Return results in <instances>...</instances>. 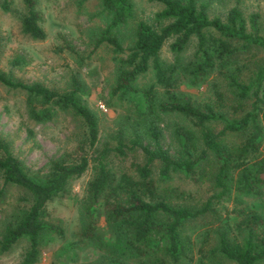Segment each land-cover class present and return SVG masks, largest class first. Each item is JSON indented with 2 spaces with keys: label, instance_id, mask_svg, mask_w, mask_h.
Segmentation results:
<instances>
[{
  "label": "trees",
  "instance_id": "obj_1",
  "mask_svg": "<svg viewBox=\"0 0 264 264\" xmlns=\"http://www.w3.org/2000/svg\"><path fill=\"white\" fill-rule=\"evenodd\" d=\"M98 1L108 20L98 41H104L114 53L125 52L117 58L112 91L122 95L137 91V76L152 71L153 83L142 88L138 98L142 124L133 127L127 143L121 140L122 131H118L112 148L102 147L94 155L84 154L72 162L50 161L41 178L28 175L0 138V196L6 185H12L31 197L24 213L0 233V253L25 238L27 248L17 264L36 263L42 232H59L57 226L45 220L47 203L63 194L69 181L94 162L95 173L86 185L87 221L77 233L79 242H89L109 255L119 248L118 259L124 251L136 258L134 263H124L122 258L118 264H165L166 259L177 262L187 256L189 244L181 235L185 222L210 215L219 225L210 253L233 264H263L264 215L252 208L248 200L264 196V63L252 76L241 78L237 63L230 57L238 44L264 50L257 14L250 15L247 27L236 6L228 8L221 18L208 16L209 0H148L161 6L152 15L155 24L137 21L133 38L124 48L113 33L132 17V1ZM22 4L21 31L33 39H43L33 0H22ZM0 8L8 9L7 0H0ZM190 38L196 42L193 57L180 63L178 54ZM169 39L172 62L159 57ZM25 64L21 57L10 61L12 67ZM217 76L226 81L231 98L218 89L214 79ZM206 82L214 91L210 101H192L177 93L181 84L195 86ZM0 84L26 94L29 119L50 120L48 105L68 110L82 123L87 146L91 148L96 143L97 120L79 102L81 86L74 76L70 78V89L62 93L37 82L24 84L1 71ZM158 113L178 115L189 122V126L173 129L177 142L174 154H169L159 142V131L151 119ZM212 123L220 128L214 129ZM233 134L239 135L237 141L230 139ZM133 148L143 154L144 163L135 167L133 175L121 173L113 179L106 164L109 153L124 156L126 150ZM153 162L158 164L155 174ZM174 171L195 182L208 177L214 194L195 206L171 202L170 194L175 190L158 182L168 179ZM222 199L232 204L223 214L214 206Z\"/></svg>",
  "mask_w": 264,
  "mask_h": 264
},
{
  "label": "rangeland",
  "instance_id": "obj_2",
  "mask_svg": "<svg viewBox=\"0 0 264 264\" xmlns=\"http://www.w3.org/2000/svg\"><path fill=\"white\" fill-rule=\"evenodd\" d=\"M131 1L132 17L113 33L124 48L133 38L134 24L139 20L155 24L152 15L161 8L159 4L148 0ZM33 2L39 16V25L44 32V38L41 40L31 38L20 29V18L24 12L22 0H7L8 9L0 8V71L9 73L14 80L24 84L37 82L59 93L70 89V78L74 76L81 86L77 98L95 115L98 125L97 141L89 148L84 141L82 123L70 111L48 105L52 118L35 122L29 119L26 111V94L0 84V138L8 144L10 151L20 160L28 175L41 178L47 173L49 162L52 160L72 162L84 154L94 155L102 147H114L118 131H122L121 140L127 143L133 127H138L143 121L142 112L139 117L142 110L138 105L140 91L150 86L154 80L149 69L137 76V91L125 95L112 91L117 58L123 57L125 52L114 53L104 41H98L108 22L98 0ZM209 3V17L216 15L223 18L228 8L236 6L247 27L250 15L257 14L259 32L264 37V0H209ZM169 42L170 39L162 46L159 57L172 62L173 54L168 50ZM195 46V39L190 38L178 54V61L185 63L192 59ZM14 57L23 58L26 64L10 66ZM230 57L237 63L238 76L247 78L264 63V50L238 44ZM214 79L218 89L227 98H231L232 94L226 81L219 76ZM213 92L209 82L195 86L181 84L177 89V93L182 97L197 102L212 100ZM151 119L159 131L162 148L169 154H174L177 142L173 129L179 125L189 126V122L181 116L165 113H158ZM212 125L216 130L220 128L217 123ZM230 139L237 141L239 135L233 134ZM144 161L143 154L133 148L126 150L124 156L109 153L106 164L113 179H117L121 173L133 175L135 167ZM152 168L155 174L158 164L153 162ZM95 170L96 164L90 162L80 176L69 181L63 194L47 203L45 220L57 226L59 232H42L39 257L34 264H118L117 261L122 258L124 263L136 261L135 256L129 255L127 251H124L119 259L116 258L118 251H121L119 248L109 255L89 242L78 241L77 233L87 221L86 210L89 206L86 185ZM158 184L175 190L170 194L173 203L195 206L214 194L208 177L195 182L180 171L171 172L168 179L160 180ZM30 199V195L22 188L12 185L4 187L0 196V233L4 226L17 221ZM248 204L264 215V196L250 198ZM214 206L223 214L232 204L230 200L222 199ZM218 230V223L210 215L185 222L181 235L189 244L187 256L177 262L166 259L165 264H233L217 254L210 253V249L215 246ZM26 248L25 238L17 240L8 250L0 253V264H17Z\"/></svg>",
  "mask_w": 264,
  "mask_h": 264
}]
</instances>
